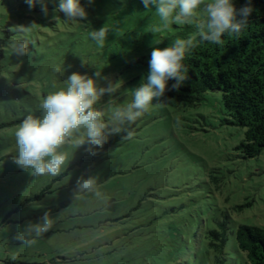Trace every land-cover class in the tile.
Returning <instances> with one entry per match:
<instances>
[{"label":"rangeland","instance_id":"rangeland-1","mask_svg":"<svg viewBox=\"0 0 264 264\" xmlns=\"http://www.w3.org/2000/svg\"><path fill=\"white\" fill-rule=\"evenodd\" d=\"M44 2L47 16L39 2L29 8L25 0H0V264H213L208 233L224 220L227 264H242L237 228H264V151L248 158L238 149L245 128L229 123L220 92L193 105L165 94L130 126V139L111 134L94 156L83 147L70 150L58 177H36L13 163L17 126L29 113L41 115L39 101L54 83L63 86L73 72L94 76L99 68L100 87L120 83L97 104L107 114L131 102L153 47L199 35L178 23L153 33L160 21L141 0H80L88 13L82 25L54 13L59 0ZM33 22L38 26L29 33L11 31ZM105 25L101 48L88 33ZM13 36L35 42L27 56L6 48ZM81 175L97 178L100 197L76 192ZM45 211L53 227L23 245L18 226Z\"/></svg>","mask_w":264,"mask_h":264},{"label":"clouds","instance_id":"clouds-1","mask_svg":"<svg viewBox=\"0 0 264 264\" xmlns=\"http://www.w3.org/2000/svg\"><path fill=\"white\" fill-rule=\"evenodd\" d=\"M29 8L41 4V10L48 15L44 0H25ZM93 0H89L91 4ZM146 9L155 8V15L160 23L152 29L153 33L169 27L172 23L192 25L203 41L223 44L222 37L239 35L246 27L253 13L252 0H246L239 9L234 0H141ZM54 13H63V22L82 25L88 13L80 0H59ZM54 19L60 20L59 16ZM36 23L28 26L16 25L14 33H29L37 28ZM110 28L105 25L99 30H92L89 37L98 47H104ZM33 43L23 38L11 37L7 46L11 55L25 57L28 44ZM195 47L192 38H177L166 47H153L149 60L147 76L138 87L132 90L131 102L123 106L110 107L109 113L97 108L102 96L114 94L120 83L109 82L107 87H100L98 79L101 71L94 76L73 72L63 86L53 84V91L43 96L38 105L41 115L29 113L17 126L15 137V155L13 163L23 171H30L36 177H58L65 170L70 159V150L84 148L89 155H97L108 140L109 135L125 132L123 137L131 138L129 130L138 118L149 111L154 100L165 97L166 92H179L186 80L184 59ZM61 67H55L57 74ZM103 79H107L104 77ZM169 81L174 83L169 86ZM22 86V85H21ZM111 105V101L109 104ZM77 193H93L100 197L97 178L81 175L77 178ZM50 211H45L37 222L27 221L19 227L16 237L23 245L31 247L38 238L47 233L54 225ZM15 259V257H13Z\"/></svg>","mask_w":264,"mask_h":264},{"label":"trees","instance_id":"trees-1","mask_svg":"<svg viewBox=\"0 0 264 264\" xmlns=\"http://www.w3.org/2000/svg\"><path fill=\"white\" fill-rule=\"evenodd\" d=\"M234 3L239 9L246 0ZM252 6L253 13L238 36L225 34L220 45L203 41L199 35L193 39L195 47L183 62L184 85L179 92H166L188 105L201 101L207 92H220L229 123L245 128L238 149L248 158L264 151V0H252ZM3 52L0 49V54ZM172 83L169 81V86ZM227 240V221H220L209 231L205 246L213 264H227ZM235 240L243 254L242 264H264V228L239 225Z\"/></svg>","mask_w":264,"mask_h":264}]
</instances>
